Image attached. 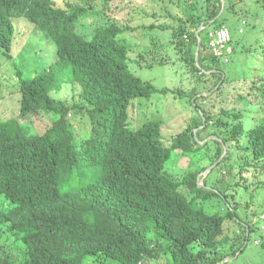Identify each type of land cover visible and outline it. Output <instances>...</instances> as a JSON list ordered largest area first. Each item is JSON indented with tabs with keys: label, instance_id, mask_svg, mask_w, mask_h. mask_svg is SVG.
I'll use <instances>...</instances> for the list:
<instances>
[{
	"label": "trees",
	"instance_id": "16d2710c",
	"mask_svg": "<svg viewBox=\"0 0 264 264\" xmlns=\"http://www.w3.org/2000/svg\"><path fill=\"white\" fill-rule=\"evenodd\" d=\"M93 1L85 2L93 8ZM69 6L56 7L53 0H0L3 54L12 59L14 21L22 19L43 31L54 49L50 65L29 79L17 70L19 85L11 89L17 91L0 93L10 112L6 117L0 110V264H223L227 259L232 261L225 264H238L241 256L246 258L242 264H264V257L255 260L264 256V225L248 223L249 215L253 220L259 215L253 208L257 202L264 208V199L257 197L264 194L262 171L253 170L254 179L242 177L264 162V113H254L249 128L243 117L247 109H238L240 97L224 99L220 76L209 79L211 97L200 101L196 88L173 90L195 114L170 145L160 119L136 126L130 115L137 100L170 91L131 71V63L143 59L120 36L139 29L172 31L193 76L215 71L203 63L215 58L210 50L196 65L195 30L227 29L221 0L193 2L182 18L173 17L178 26L152 23L142 29L112 21L92 36L78 30L90 9ZM244 33L241 28L239 34ZM184 34L189 39L179 41ZM144 40L143 33L139 44ZM69 84L80 85L81 102L67 104L53 96ZM261 85L262 91L257 93L256 84L251 90L264 109V78ZM214 97L223 115L210 112ZM78 116L88 117L85 137L75 127ZM210 137L215 138L206 142ZM234 144L243 151L238 165L228 153L224 156ZM186 158L193 168L185 171L180 161ZM235 171L242 182L235 180Z\"/></svg>",
	"mask_w": 264,
	"mask_h": 264
},
{
	"label": "rangeland",
	"instance_id": "374dc122",
	"mask_svg": "<svg viewBox=\"0 0 264 264\" xmlns=\"http://www.w3.org/2000/svg\"><path fill=\"white\" fill-rule=\"evenodd\" d=\"M56 7L62 9L70 8L69 5H81L88 7L87 0H53ZM235 2V10H226L222 15V20L226 21L225 26L230 31L232 36V43L230 47L233 49L232 53H229L226 58H208L206 62L210 67L215 68L220 73L214 71L215 76L206 77L205 74L200 76L193 74L188 70L181 59L183 57V51L178 48L177 50L172 45L174 39L172 31H163L157 29V31L140 30L137 32L127 31L120 38H124V43L129 47L130 51L136 52L141 55V63L133 62L130 65V69L138 77L144 81H149L159 89L167 88L170 93L167 95L164 93H158L152 100H137L136 106L132 108L130 112L131 120L134 121L136 126L142 125L148 119H160L163 122V135L168 140L167 142L172 144L173 138L178 136L183 130H185L195 112L187 99H180L179 93H189L194 88L200 91L198 100L202 97H211L210 92H207L210 87L213 88V84L209 82L211 78H217L222 76L223 97L225 100H230L233 95H236V99H239L241 106L239 110L247 109V114L243 112V117L246 116L247 126L250 128L253 124L252 116L254 113H264V109L260 108L263 104H260L259 100L253 99L255 93L251 88L256 84L257 93L262 91V79L264 78V0H233ZM193 2H202V0H95L93 1V8L87 11V16L83 17L79 23V32L86 36H92L95 34L99 27H103L110 22L114 21L122 26H141L144 29L152 23H170L172 26H178L180 21L173 19L175 16L182 18L184 10L190 9ZM178 3L181 6H178ZM199 7V6H198ZM156 12L155 18L150 17ZM105 15H102V14ZM149 14V16H148ZM246 19L247 25H242V19ZM15 39L13 43L12 59L3 54L0 50V93L6 94L9 90L19 85V78L17 76V70L23 72V76L26 79L34 78L39 71H42L46 66L50 65L53 57V47L51 43L46 39V35L43 31L35 28V26L28 21L15 20ZM244 30V34H239L240 29ZM212 28H208L201 34L204 45L202 52V58L208 53L209 36L208 32ZM145 34V40L140 45L141 38ZM154 44L155 47L154 48ZM207 51V52H206ZM197 52V51H196ZM195 52V55H196ZM135 53L132 55V59L137 58ZM138 60V59H135ZM199 67V66H198ZM201 78V82H200ZM222 83V82H221ZM209 88V89H208ZM17 91V89L11 90ZM81 87L80 85H65L59 93L53 94L57 99L63 100L67 104L72 102H81ZM241 95V96H240ZM212 99L211 103L202 101L205 106L208 105L212 114L223 115L222 106L219 105L220 99ZM145 104H138L144 102ZM8 103L0 101V110L4 109L6 117L10 116V112H6L5 106ZM138 104V105H137ZM2 118L0 114V119ZM260 116L257 117L259 119ZM224 120L226 118L223 117ZM48 127L50 121L47 120ZM75 127L80 136H87L90 132L88 117L76 118ZM214 140L210 137L206 142ZM243 142V140H242ZM202 145V144H201ZM230 145L226 147L224 156L228 153L235 164L238 165L236 159L240 161L243 151ZM253 161L249 157L248 161ZM195 161V160H194ZM180 168L185 169L193 168L190 166L189 159H182L180 161ZM178 173H180V170ZM257 171L258 175L262 171L260 181L264 182V162L259 163L252 168L248 173L245 172L242 177L252 179L253 171ZM207 170L204 174L211 172ZM235 171V180L238 182L242 180ZM213 175H211V178ZM254 179V178H253ZM252 181V180H250ZM203 182V180H202ZM201 182V185H202ZM258 182V181H255ZM243 188L239 189V192ZM261 193V191H260ZM264 193V191H263ZM245 199L246 197L241 194ZM238 198V201L245 206V199ZM258 199H264V194L258 195ZM264 204V203H263ZM211 207L213 202L209 204ZM261 203H256L253 208L257 209L259 215L256 220H253L249 215L248 223H258L264 225V208L260 207ZM220 207L224 212L225 207L221 202ZM243 206L240 205L238 213ZM252 212V211H251ZM243 217L245 221V217ZM247 221V220H246ZM245 221V222H246ZM247 223V222H246ZM232 224L227 226V229L232 228ZM259 244V241H258ZM261 248V246H260ZM240 255V254H239ZM261 254L255 259L259 260L263 258ZM246 260L244 256L239 258L238 264H242ZM232 261L227 259L223 264ZM263 261V260H262Z\"/></svg>",
	"mask_w": 264,
	"mask_h": 264
},
{
	"label": "clouds",
	"instance_id": "9594fccd",
	"mask_svg": "<svg viewBox=\"0 0 264 264\" xmlns=\"http://www.w3.org/2000/svg\"><path fill=\"white\" fill-rule=\"evenodd\" d=\"M221 2H222V11H221V13H220V15L221 14H223V11H224V9L226 8V7H229V6H234V8H235V2H228V1H225V0H221ZM227 2V3H226ZM226 6V7H225ZM210 28V27H209ZM206 28H205V26H201V27H199L197 30H195V34H196V37H197V43H196V46H195V48H194V59L196 60V65L197 66H199V59L202 57V52H203V47H202V43H203V41H202V36H201V34L203 33V32H205L206 30H205ZM191 30H193V29H191ZM215 31H217L216 29H212V30H210L209 32H208V36H209V43H208V50H210L211 51V53L213 54V52H212V49H211V47H210V39H211V37H210V34L212 33V32H215ZM152 32H154V31H152ZM189 39V36L187 35V34H184L183 35V37H182V39L180 38L179 39V41H181V40H188ZM174 43L172 44L173 46H174V48L177 50L178 48H176V42L174 41V39L172 40ZM229 47H230V44H229ZM154 48H156L155 47V44H154ZM231 48V47H230ZM181 51H183V49H180ZM197 51V52H196ZM195 52H196V55H195ZM183 53H185L184 51H183ZM231 53H232V48H231ZM229 54V53H228ZM228 54H226V56L228 55ZM213 56H214V54H213ZM226 56H224V57H215V58H218V59H222V58H225V60H226V62H228V59L226 58ZM182 60V59H181ZM183 60H185V58L183 59ZM182 63H184L183 61H182ZM185 64V63H184ZM185 66H186V64H185ZM186 68L188 69V67L186 66ZM189 70V69H188ZM216 72H218V71H216L215 70V73ZM212 73H214V71H209V72H206V74L207 75H211ZM215 138V137H214ZM217 139V138H216ZM225 152H226V148H225ZM210 170V169H209ZM208 173H210V172H208ZM208 173H206V176H204V174H202V176H203V178L205 179L206 177H207V175H208ZM204 179H202L203 181H204ZM201 180V179H200ZM202 180H201V182H202ZM201 187H204V185H203V182H202V185H200ZM240 254V253H239ZM239 254H238V256H239ZM229 262V261H228Z\"/></svg>",
	"mask_w": 264,
	"mask_h": 264
},
{
	"label": "built area",
	"instance_id": "2783aa9c",
	"mask_svg": "<svg viewBox=\"0 0 264 264\" xmlns=\"http://www.w3.org/2000/svg\"><path fill=\"white\" fill-rule=\"evenodd\" d=\"M210 47L215 57H224L231 53L230 34L227 29L222 28L210 34Z\"/></svg>",
	"mask_w": 264,
	"mask_h": 264
},
{
	"label": "crops",
	"instance_id": "0c3cea01",
	"mask_svg": "<svg viewBox=\"0 0 264 264\" xmlns=\"http://www.w3.org/2000/svg\"><path fill=\"white\" fill-rule=\"evenodd\" d=\"M227 3V2H226Z\"/></svg>",
	"mask_w": 264,
	"mask_h": 264
}]
</instances>
